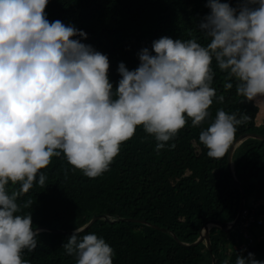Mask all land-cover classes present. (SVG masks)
Listing matches in <instances>:
<instances>
[{
    "label": "clouds",
    "instance_id": "clouds-1",
    "mask_svg": "<svg viewBox=\"0 0 264 264\" xmlns=\"http://www.w3.org/2000/svg\"><path fill=\"white\" fill-rule=\"evenodd\" d=\"M47 3L0 0V264H30L22 254L36 248L38 233L31 213H21L18 198L34 183L45 186L42 169L54 156L96 178L137 127L154 138L156 150L175 147L168 142L189 119L200 125L213 98L223 100L212 86L213 61L226 73V89L234 80L237 95L264 99V0H246L239 9L208 0L210 13L199 24L206 44L162 36L151 51H139L135 69L119 63L115 88L107 55L75 38H86L83 30L49 22ZM247 119L217 109L198 137L207 155L223 157L237 125ZM253 220L243 210L242 231ZM62 247L75 264H113V247L81 227ZM235 264H264V259L248 252L238 254Z\"/></svg>",
    "mask_w": 264,
    "mask_h": 264
},
{
    "label": "trees",
    "instance_id": "trees-1",
    "mask_svg": "<svg viewBox=\"0 0 264 264\" xmlns=\"http://www.w3.org/2000/svg\"><path fill=\"white\" fill-rule=\"evenodd\" d=\"M233 8L246 0H221ZM208 0H48L44 9L49 22L60 20L87 33L81 42L106 54L108 76L115 88L120 62L129 70L138 67V53L162 36L172 39L195 38L208 42L199 29L210 13ZM255 7L257 5H249ZM212 86L220 101L213 98L208 117L198 126L189 119L169 141L175 147L156 150L153 137L137 127L121 145L119 155L101 176L88 178L74 170L66 160L53 157L42 169L45 186L34 183L18 198L21 213H31L33 230L40 227L74 231L96 215H107L85 232H95L115 252L113 264H235L236 256L251 252L264 259V139L248 138L233 153L234 177L228 166V153L242 135H264V99L245 100L236 93V82L226 89V73L213 61ZM246 115L237 125L232 144L221 158L207 155L199 133L215 118L217 109ZM238 183L241 184L239 187ZM18 187V186H16ZM244 212L253 216L243 231L239 224L230 231L220 226L210 230L212 251L206 242L194 244L210 220L233 222L243 201ZM30 201L27 207L24 203ZM133 219L145 221L141 224ZM157 226V228H154ZM83 234V233H81ZM71 235L52 231L38 232L37 246L22 256L30 264H75V257L62 247ZM177 238V239H176ZM244 244V247L241 245ZM214 256V260L212 259Z\"/></svg>",
    "mask_w": 264,
    "mask_h": 264
},
{
    "label": "water",
    "instance_id": "water-1",
    "mask_svg": "<svg viewBox=\"0 0 264 264\" xmlns=\"http://www.w3.org/2000/svg\"><path fill=\"white\" fill-rule=\"evenodd\" d=\"M248 138L264 139V135L257 134V133H248V134L239 136L233 142V144L230 147L229 153H228V166H229V170H230V172H231L233 177L235 176L234 175L235 174L234 173V163H233V160H232L234 150L238 147V145L241 142H243L244 140H246ZM237 184L239 185V187H241V184L238 183V181H237ZM242 194H243V201H242V203L240 205V208H239V211H238V215H237L236 219L234 220V222L226 223V222H222V221H219V220H210L203 226V232L201 233L200 238L194 244H192V245L185 244V246H188V247L189 246H198V245L202 244L203 242H206L208 244V246H209V250L212 251V246H211V242H210V229L212 228V226L218 225L224 230H229V229L231 230L239 223V221H240V219L242 217V214H243L244 199H245V196H246L245 195V191H244L243 188H242ZM103 218L104 219H108V216L107 215H100V216L96 215V216H94L93 219L87 225L82 227L84 229V232L87 231L88 229H90L98 220L103 219ZM123 221H135V222H138V223H141V224H146L145 221H141V220L123 219ZM154 228L158 229L157 226H154ZM34 231H36L37 233L41 232V231H52V232H55V233H65V234L72 235L75 230L74 231H60V230H57V229L40 227V228H36ZM212 259L214 260V256H212Z\"/></svg>",
    "mask_w": 264,
    "mask_h": 264
},
{
    "label": "rangeland",
    "instance_id": "rangeland-1",
    "mask_svg": "<svg viewBox=\"0 0 264 264\" xmlns=\"http://www.w3.org/2000/svg\"><path fill=\"white\" fill-rule=\"evenodd\" d=\"M264 196V187H262L261 189H259L258 191H257V195H256V198L257 199H261L262 197ZM242 226H244L243 224H239V228H240V230H242ZM234 229V228H233ZM233 229H231V230H233ZM229 231H230V229H229ZM241 247H244V244H242L241 245Z\"/></svg>",
    "mask_w": 264,
    "mask_h": 264
}]
</instances>
